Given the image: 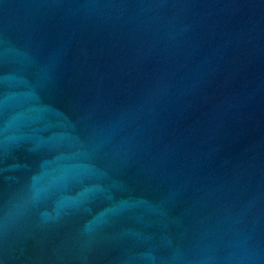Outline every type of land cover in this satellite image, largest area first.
I'll use <instances>...</instances> for the list:
<instances>
[{
  "label": "water",
  "instance_id": "water-1",
  "mask_svg": "<svg viewBox=\"0 0 264 264\" xmlns=\"http://www.w3.org/2000/svg\"><path fill=\"white\" fill-rule=\"evenodd\" d=\"M0 264H264V0H0Z\"/></svg>",
  "mask_w": 264,
  "mask_h": 264
}]
</instances>
